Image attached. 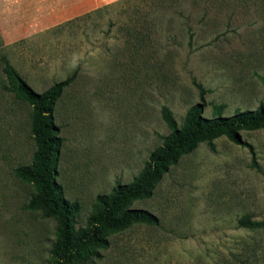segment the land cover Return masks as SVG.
<instances>
[{
  "label": "rangeland",
  "instance_id": "obj_1",
  "mask_svg": "<svg viewBox=\"0 0 264 264\" xmlns=\"http://www.w3.org/2000/svg\"><path fill=\"white\" fill-rule=\"evenodd\" d=\"M204 1L152 14L156 32L138 45L123 40L124 5L10 43L0 37L10 47L0 54L7 52L36 92L76 72L52 113L62 140L54 180L78 204L76 226L96 195L130 183L161 144L169 132L162 106L177 124L194 104H203L205 117L219 105L226 117L264 108V0ZM16 3L0 0L4 17ZM28 113L0 91V264H50L54 222L22 209L33 189L13 174L34 151ZM240 137L256 168L246 148L223 137L213 152L198 145L168 168L148 199L131 203L157 225L110 235L86 264H264L263 232L236 228L243 215L264 222V129Z\"/></svg>",
  "mask_w": 264,
  "mask_h": 264
},
{
  "label": "trees",
  "instance_id": "obj_2",
  "mask_svg": "<svg viewBox=\"0 0 264 264\" xmlns=\"http://www.w3.org/2000/svg\"><path fill=\"white\" fill-rule=\"evenodd\" d=\"M189 2L197 6L204 0H117L103 5L66 23L88 18L110 7L124 5L126 20L120 28L127 44L147 42L156 32L158 21L149 18L152 14L169 8L171 3ZM130 13V14H129ZM180 15V14H179ZM185 21L188 18L183 17ZM190 37V36H189ZM133 41V42H132ZM132 44V45H133ZM189 44V42H188ZM0 47L3 46L0 39ZM72 72L63 80L52 83L42 92L34 91L11 64L7 52L0 54V91L12 102L29 108L28 126L34 151L30 162L13 169L15 178L32 186L33 192L22 206L23 210L39 212L42 218L54 222V238L50 243V264H86L106 249L110 235L119 233L132 225H157V217L147 210L131 208L132 202L148 199L155 185L169 167L205 143L211 152L213 141L225 138L227 141L246 148L251 155V164L256 168L250 145L241 140L240 132L264 129V108L237 111L231 116H222V105L212 107V117L202 115L203 104L190 106L180 124L174 120L170 110L162 106L160 116L169 132L161 138V144L154 148L144 161L142 168L128 184H115L108 194L96 195L92 212L82 226H76V202H69L62 196L56 184L55 165L61 146L58 129L53 123L55 103L63 90L75 79ZM198 87V85H196ZM236 228L260 230L264 234V222L254 221L249 215L236 220Z\"/></svg>",
  "mask_w": 264,
  "mask_h": 264
},
{
  "label": "crops",
  "instance_id": "obj_3",
  "mask_svg": "<svg viewBox=\"0 0 264 264\" xmlns=\"http://www.w3.org/2000/svg\"><path fill=\"white\" fill-rule=\"evenodd\" d=\"M113 1L116 0H18L16 5L8 6L11 17H4L5 5L0 6V37L10 43ZM6 26L13 28V33L7 34Z\"/></svg>",
  "mask_w": 264,
  "mask_h": 264
}]
</instances>
